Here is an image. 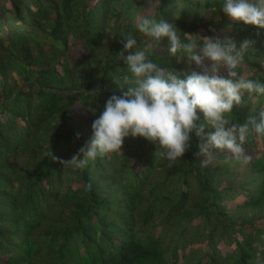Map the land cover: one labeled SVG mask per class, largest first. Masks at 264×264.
Masks as SVG:
<instances>
[{
	"label": "trees",
	"instance_id": "16d2710c",
	"mask_svg": "<svg viewBox=\"0 0 264 264\" xmlns=\"http://www.w3.org/2000/svg\"><path fill=\"white\" fill-rule=\"evenodd\" d=\"M131 3L35 0L38 14L30 18H44L48 29L17 28L27 41H41L50 58L25 61L11 47L0 50L1 84L10 70L27 74L18 89L0 92V264H264V137L247 138V163L225 150L202 167L193 137L191 150L169 167L152 143L131 136L121 153L79 170L62 163L90 141L108 97L122 92L116 81L128 65L117 54L121 40L129 33L143 39L127 16ZM194 3L160 0L152 16L174 18L182 38L230 37L237 47L253 40L241 71L264 82V29L230 20L221 0L206 1L204 9L216 12L188 23ZM104 32L114 38L100 54ZM162 45L152 56L162 67L200 71ZM83 63L91 70L75 77ZM254 97L264 99L245 93L233 122L264 107L243 104Z\"/></svg>",
	"mask_w": 264,
	"mask_h": 264
},
{
	"label": "clouds",
	"instance_id": "9594fccd",
	"mask_svg": "<svg viewBox=\"0 0 264 264\" xmlns=\"http://www.w3.org/2000/svg\"><path fill=\"white\" fill-rule=\"evenodd\" d=\"M219 10L234 22L264 29V0H221ZM209 11L216 9L202 10L205 15ZM134 21L143 39L129 33L121 40L117 54L128 65L122 80L116 81L121 94L108 97L92 122L90 141L62 163L79 170L98 157L121 153L129 136L152 143L155 157L169 167L191 150L193 137L197 148L193 155L202 157V167L212 166L225 150L224 156L247 163L251 159L245 148L247 138L264 137V107L242 124L230 116L245 93L264 96V82L241 71L254 41L244 39L237 47L230 37L185 34L182 38L170 19L148 14L137 15ZM162 42L169 56L178 61L187 57L200 71L162 67L152 58Z\"/></svg>",
	"mask_w": 264,
	"mask_h": 264
},
{
	"label": "rangeland",
	"instance_id": "374dc122",
	"mask_svg": "<svg viewBox=\"0 0 264 264\" xmlns=\"http://www.w3.org/2000/svg\"><path fill=\"white\" fill-rule=\"evenodd\" d=\"M195 3L192 5V8L195 9L196 14L192 15L190 20H188V23H194L197 22L201 18L209 17L210 11L206 13V15L202 12V10H205L204 7L206 5V1L208 0H194ZM35 0H0V50L6 49V48H13L17 52V55L20 56V58L25 59V61H29L31 58H50L49 55H47L45 52L41 51L44 44L41 41L36 40H29L27 41L25 38H22L20 30H18L17 26L22 25L23 22H27L31 27L29 28V33L33 31H37L38 33H43V29H48L47 21H45L44 18L39 17L36 20L31 19V15L38 14L37 11H34L36 9V5H34ZM158 2L160 0H132V3L130 4L129 8V14L127 12L128 17H132L131 20L133 22L134 18L137 15H153V12L156 7H158ZM44 3V2H43ZM34 11V12H33ZM176 14L173 17L177 16V9L175 10ZM30 14V16H29ZM24 15V19L21 17ZM126 22L128 21L127 18H125ZM171 22H174L176 27L180 28V25L174 21V18L170 20ZM43 26V27H42ZM32 29V30H31ZM27 32V33H28ZM120 32V31H119ZM106 39H103L104 43L101 46V48L98 50V52L106 53L110 49V41L108 39L114 38V33L106 34L104 32ZM50 54L57 56H60V52H51ZM104 55V54H103ZM101 61H99L97 64L93 65L94 67L100 66ZM88 64H82L80 68H78V72L76 71L75 77L80 76L81 73L85 71L91 70V68H87ZM9 75L4 77L3 83H0V92L5 89V87L10 88L11 90L15 91L18 89L23 83V75L26 74L22 70H10L7 72ZM27 75V74H26ZM1 81V78H0ZM98 82L95 83L92 88L95 89ZM246 101L243 102L244 105H257L262 104L264 106V99L259 103L260 98L254 97L252 98V101L250 102L248 98L245 99ZM251 110H248L250 112Z\"/></svg>",
	"mask_w": 264,
	"mask_h": 264
}]
</instances>
